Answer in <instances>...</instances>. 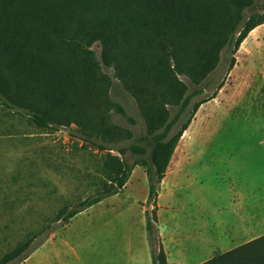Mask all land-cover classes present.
Masks as SVG:
<instances>
[{"label":"rangeland","instance_id":"374dc122","mask_svg":"<svg viewBox=\"0 0 264 264\" xmlns=\"http://www.w3.org/2000/svg\"><path fill=\"white\" fill-rule=\"evenodd\" d=\"M263 1L256 0V6ZM115 39L89 46L76 40L87 52L81 59L87 68L85 101L78 113L53 112L51 117L38 92L28 94L22 105L0 100V258L47 234L20 264H128L125 241L133 236L138 242L145 236L148 250L145 212L151 213L153 205L146 203L141 158L148 160L151 148L143 112L165 110L173 118L185 100L168 136L188 127L159 186L154 226L160 237L178 227L188 247L195 246L194 234L200 231L227 228L229 169L246 160L243 147L249 140L242 131L256 130L257 117L264 115V47L241 43L233 56L222 49L216 67L197 83L192 64L201 40L144 32L139 40L145 62L158 71L157 77L146 78L129 69L136 47ZM171 90L175 97L182 94L177 105L171 104ZM60 119L69 124H59ZM92 126L99 128L90 132ZM98 142L105 147L102 152ZM108 156L133 165L124 187L64 223L70 211L110 188L112 175L103 166Z\"/></svg>","mask_w":264,"mask_h":264},{"label":"trees","instance_id":"16d2710c","mask_svg":"<svg viewBox=\"0 0 264 264\" xmlns=\"http://www.w3.org/2000/svg\"><path fill=\"white\" fill-rule=\"evenodd\" d=\"M256 5V0H0V100L22 105L28 94L38 92L52 110L51 117L55 116L53 112L81 111L87 78V68L81 59L87 52L75 43L76 40L89 46L96 41L108 43L120 36L136 47L134 57L129 59V69L146 78L157 77V67L146 64L139 40L147 31L202 41L194 48L196 62L192 64L196 69L192 76L198 83L216 67L222 49L233 56L247 35L264 24V1L259 7ZM103 60L106 66L110 65L106 52ZM234 64L232 57L230 67ZM171 88L175 89V86L171 85ZM181 95L175 97L171 90V104L177 105ZM186 101L181 102L173 118H169L165 110H162L163 114L161 111L150 114V109L143 112L147 145L151 148L150 158L141 160L145 162L148 180L146 203L153 205L151 213L145 212L152 264H168L154 226L157 223L156 202L174 149L188 127L184 124L176 134L168 136L175 121L183 114ZM37 119L40 118L35 117V121ZM57 122L69 124L64 119ZM98 128L92 126L89 131ZM103 133L108 132L104 130ZM96 145L101 152L105 148L99 142ZM103 166L112 175L110 188L103 197L84 202L70 211L63 218L64 223L104 197L120 192L133 168L112 156H108ZM48 237L49 234L33 246L31 240L20 244L3 255L0 264L22 263ZM201 264H264V235Z\"/></svg>","mask_w":264,"mask_h":264},{"label":"crops","instance_id":"0c3cea01","mask_svg":"<svg viewBox=\"0 0 264 264\" xmlns=\"http://www.w3.org/2000/svg\"><path fill=\"white\" fill-rule=\"evenodd\" d=\"M242 45L264 47V24L254 28ZM257 124L256 130L242 131L245 137L242 138L249 140L244 141L246 145L243 147V153L248 157L243 155L242 158L246 160L238 166L232 164L229 169L232 211L227 228L216 231L210 228L194 234L195 246L191 247L185 245L187 239L178 232V227L170 235L165 231L160 238L168 264H201L264 235V115L257 117ZM236 151L237 147L232 149V158ZM125 243L128 264H152L145 236L141 242L133 236ZM70 251L77 254V250Z\"/></svg>","mask_w":264,"mask_h":264}]
</instances>
